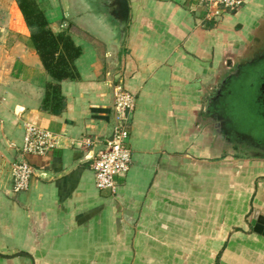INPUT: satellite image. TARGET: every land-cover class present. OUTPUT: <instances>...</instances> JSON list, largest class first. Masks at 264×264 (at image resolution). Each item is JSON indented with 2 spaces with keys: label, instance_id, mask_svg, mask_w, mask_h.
Returning a JSON list of instances; mask_svg holds the SVG:
<instances>
[{
  "label": "crops",
  "instance_id": "obj_1",
  "mask_svg": "<svg viewBox=\"0 0 264 264\" xmlns=\"http://www.w3.org/2000/svg\"><path fill=\"white\" fill-rule=\"evenodd\" d=\"M35 1L65 75L47 72L17 0H0V264H264L250 224L264 220V156L236 154L208 122L249 81L264 0L215 21L189 0H128L122 48L71 0ZM117 82L137 98L132 163L100 191L81 145L115 123ZM26 124L57 147L23 155ZM20 161L53 177L14 194Z\"/></svg>",
  "mask_w": 264,
  "mask_h": 264
},
{
  "label": "built area",
  "instance_id": "obj_2",
  "mask_svg": "<svg viewBox=\"0 0 264 264\" xmlns=\"http://www.w3.org/2000/svg\"><path fill=\"white\" fill-rule=\"evenodd\" d=\"M206 9L207 20L215 21L224 14L240 10L247 0H189ZM114 110L117 134L107 149L100 151L91 162L95 174L96 187L100 191L115 192L117 178H124L130 171L132 150L130 146L132 118L137 104L134 94L127 91L123 82H117L114 90ZM97 140H84L81 147L90 151ZM57 137L50 131L33 124H26L23 155L46 156L57 147ZM36 171L27 162L20 161L13 165L12 190L21 194L28 190Z\"/></svg>",
  "mask_w": 264,
  "mask_h": 264
},
{
  "label": "water",
  "instance_id": "obj_3",
  "mask_svg": "<svg viewBox=\"0 0 264 264\" xmlns=\"http://www.w3.org/2000/svg\"><path fill=\"white\" fill-rule=\"evenodd\" d=\"M73 2L85 18L89 19L96 27L104 29L110 36L113 34L116 39L112 43L122 48L129 20L128 0H73ZM260 81L259 98L264 106V73L260 76ZM116 134L117 126L116 123H113L103 141L95 144L79 163H91L100 151L107 149L108 143L115 141ZM36 175L44 180H50L53 177L52 173L42 170H36ZM250 224L254 233L264 236V220L255 216ZM19 256L26 255L21 253Z\"/></svg>",
  "mask_w": 264,
  "mask_h": 264
},
{
  "label": "rangeland",
  "instance_id": "obj_4",
  "mask_svg": "<svg viewBox=\"0 0 264 264\" xmlns=\"http://www.w3.org/2000/svg\"><path fill=\"white\" fill-rule=\"evenodd\" d=\"M65 1L66 0H59ZM73 2V0H71ZM264 31V26L262 27ZM261 30V31H262ZM80 31H83L80 29ZM257 47V46H256ZM251 82L243 81L236 86L237 90L231 94H221V98L229 99L230 103L227 106H221L219 110L220 114H216L215 117L208 120L209 123L215 127L218 126L220 132L225 139L229 142H233V139L240 143V147L235 150L236 146L231 145L233 150L237 151L238 155H258L264 156V136L263 133L258 131V127L263 122L259 115H256V106L249 105L248 99H246L247 88ZM260 85V84H259ZM259 95V93H258ZM220 96L219 94L217 97ZM257 96V93L256 95ZM247 104H246V103ZM239 103V104H238ZM263 142V144L261 143Z\"/></svg>",
  "mask_w": 264,
  "mask_h": 264
},
{
  "label": "trees",
  "instance_id": "obj_5",
  "mask_svg": "<svg viewBox=\"0 0 264 264\" xmlns=\"http://www.w3.org/2000/svg\"><path fill=\"white\" fill-rule=\"evenodd\" d=\"M18 6L31 31L37 51L48 73L53 77H63L65 74L54 72V56L59 49L55 37L46 22L44 13L35 0H17ZM65 40L64 37L61 38Z\"/></svg>",
  "mask_w": 264,
  "mask_h": 264
},
{
  "label": "flooded vegetation",
  "instance_id": "obj_6",
  "mask_svg": "<svg viewBox=\"0 0 264 264\" xmlns=\"http://www.w3.org/2000/svg\"><path fill=\"white\" fill-rule=\"evenodd\" d=\"M248 63L250 64L249 67L246 68V72L244 73V76H246L247 80H249L250 85L247 88V94H246V99H248V103H250L249 105H254L256 106V115H259L263 122L261 123V126H259L257 129L258 131L263 133L264 136V106L262 103V100L259 98V82L256 80H253V75L254 73H256V71L259 70V72L264 68V42H261V44L259 45V50L256 52V54H254L250 60L248 61ZM246 63V64H248ZM259 72H257V74H259ZM257 76V75H256ZM258 78V76H257ZM237 90V88H234L232 90H229V94H233L235 91ZM257 93V96H255ZM246 103V102H245ZM247 104V103H246ZM221 138L222 141H224V145H229L230 147H234L231 145H235L236 148L235 150H237L238 147H240L241 145H239L240 143H237L234 139L233 142H229L227 141L228 138H224L223 136H217V139ZM264 138V137H263ZM261 143V142H260ZM263 144V142L261 143Z\"/></svg>",
  "mask_w": 264,
  "mask_h": 264
}]
</instances>
